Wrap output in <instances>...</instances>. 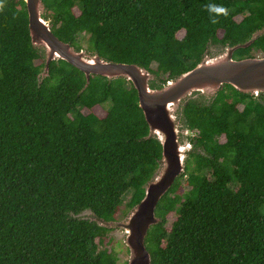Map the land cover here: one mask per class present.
<instances>
[{
	"label": "trees",
	"instance_id": "trees-1",
	"mask_svg": "<svg viewBox=\"0 0 264 264\" xmlns=\"http://www.w3.org/2000/svg\"><path fill=\"white\" fill-rule=\"evenodd\" d=\"M43 2L59 39L148 69L155 89L264 27V0ZM253 51L264 52V33L233 57ZM44 69L25 1L0 0V264H118L113 227L98 220L141 201L162 145L126 78L87 81L64 59ZM175 114L191 149L146 235L151 264H264V95L223 84Z\"/></svg>",
	"mask_w": 264,
	"mask_h": 264
},
{
	"label": "water",
	"instance_id": "water-1",
	"mask_svg": "<svg viewBox=\"0 0 264 264\" xmlns=\"http://www.w3.org/2000/svg\"><path fill=\"white\" fill-rule=\"evenodd\" d=\"M24 1L31 43L41 47L45 53L43 73L48 72L52 60L64 59L83 71L87 81L93 74L109 79L124 77L137 90L139 106L148 123L150 135H154L162 145L160 166L147 182L144 197L125 220H98V223L125 230V243L129 250L126 264H151V255L145 244L146 235L150 227L159 222L157 204L176 178L184 172L187 154L191 149L189 130L181 128L175 111L181 101L194 91L205 96L214 95L223 84H230L238 91L251 95L264 92V56L241 59L233 57L236 49L249 46L263 34L264 27L253 33L248 41L227 46L221 54L212 57L204 55L192 69L155 89L149 84L155 75L148 69L133 63L108 61L85 49L77 50L52 32L50 22L43 16L46 12L43 0ZM91 219L96 217L92 216Z\"/></svg>",
	"mask_w": 264,
	"mask_h": 264
},
{
	"label": "rangeland",
	"instance_id": "rangeland-1",
	"mask_svg": "<svg viewBox=\"0 0 264 264\" xmlns=\"http://www.w3.org/2000/svg\"><path fill=\"white\" fill-rule=\"evenodd\" d=\"M236 19L237 20H240L241 17L238 16V17H236ZM83 44H84L83 45V48L85 49L86 48V44L85 43H83ZM214 49H217V48L215 47ZM224 51H225V49H222L221 51H213L214 54H212L210 56L211 57L212 56H216L218 54H221ZM44 56H45V53H44ZM253 56L262 57V56H264V52H261V51H253ZM41 61H42L41 59L36 60V64L41 63ZM153 67L155 68L156 67V64H153ZM262 94L264 95V92H262ZM213 96L214 95H208V96H206V98H211ZM255 96L257 97L258 95H255ZM181 104H182V101H181ZM242 107H243L242 104H239L238 105V108L239 109H242ZM179 108H180V106H179ZM92 110L95 113H97L98 115L103 116V115H105L106 108L104 106H95ZM84 112L85 113H88L89 110L88 109H84ZM220 140L223 141L224 140V137L220 138ZM85 213L86 214H89L90 212L89 211H86ZM128 214H125L122 211H119L117 213V215H116V219L117 220H123V219L125 220V218L127 217ZM169 218H170L169 219V222L167 223V227L168 228L170 227L171 220H173V217L172 216H170ZM109 235L113 237L114 245H115V247H116V249L118 251V257H119V263L118 264H125V263H127L128 259H129V250H128V247H127V245L125 243V235H126L125 230L122 229V228H119V227L118 228H113V230L110 231Z\"/></svg>",
	"mask_w": 264,
	"mask_h": 264
},
{
	"label": "clouds",
	"instance_id": "clouds-1",
	"mask_svg": "<svg viewBox=\"0 0 264 264\" xmlns=\"http://www.w3.org/2000/svg\"><path fill=\"white\" fill-rule=\"evenodd\" d=\"M210 11L216 12V13H224L225 15L227 14L226 10L222 6H210ZM213 22H215V17H212Z\"/></svg>",
	"mask_w": 264,
	"mask_h": 264
}]
</instances>
